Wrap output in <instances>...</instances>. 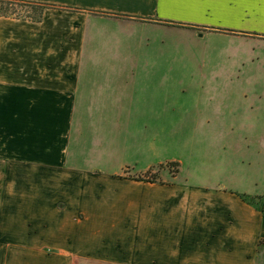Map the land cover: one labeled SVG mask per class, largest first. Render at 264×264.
Instances as JSON below:
<instances>
[{
  "label": "crops",
  "instance_id": "1",
  "mask_svg": "<svg viewBox=\"0 0 264 264\" xmlns=\"http://www.w3.org/2000/svg\"><path fill=\"white\" fill-rule=\"evenodd\" d=\"M22 1L48 7L38 21L0 15V264H261L264 211L227 168L172 157L173 179L152 182L138 176L164 162L115 165L118 150L147 153L149 121L121 87L163 75L157 38L194 30L255 53L264 0Z\"/></svg>",
  "mask_w": 264,
  "mask_h": 264
},
{
  "label": "rangeland",
  "instance_id": "2",
  "mask_svg": "<svg viewBox=\"0 0 264 264\" xmlns=\"http://www.w3.org/2000/svg\"><path fill=\"white\" fill-rule=\"evenodd\" d=\"M1 13L35 17L37 10L18 0H0ZM194 33L166 29L164 36L157 38L163 57L156 61V68L163 75L122 79L125 85L121 89L133 95L132 115L149 121L147 135L141 138L147 153L142 157L135 149L118 150L115 168H120L122 154L124 161H138L130 168L146 161L164 162L151 174L165 181L178 172V164L169 162L172 157L182 159L184 168L189 159L196 166L227 168V182L259 204L264 194V47L250 53L224 40L195 38ZM144 40L141 35L131 37L128 42L138 46L134 53L141 52ZM119 82V78L111 80L118 92ZM205 116L212 120L207 132L199 125ZM192 120L198 124H190ZM220 133L222 140L218 139ZM138 136L129 139L133 142ZM200 176L205 178L202 173ZM260 263L264 264V252ZM76 264L102 263L80 259Z\"/></svg>",
  "mask_w": 264,
  "mask_h": 264
},
{
  "label": "trees",
  "instance_id": "3",
  "mask_svg": "<svg viewBox=\"0 0 264 264\" xmlns=\"http://www.w3.org/2000/svg\"><path fill=\"white\" fill-rule=\"evenodd\" d=\"M18 1L22 2V3L26 4V5H29L31 8L37 10V13H36L35 17L28 16V17L32 18V20H37V21L40 20L41 16H42L43 9L45 7H48V5H41V4H36V3H32V2H26V1H22V0H18ZM0 15H5V14L1 13ZM138 179L154 182V181L157 180V177L155 175H152L151 172H147L146 174H144L142 176H138ZM238 195L240 196V198L244 202H246L247 204L253 206L256 210H258L260 212L264 211V194L262 195V200H261V203H259V204L253 203L249 198L246 197L245 194L238 193Z\"/></svg>",
  "mask_w": 264,
  "mask_h": 264
}]
</instances>
